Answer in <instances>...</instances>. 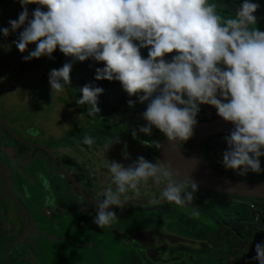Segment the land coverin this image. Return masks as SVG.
I'll return each instance as SVG.
<instances>
[{"label": "clouds", "instance_id": "1", "mask_svg": "<svg viewBox=\"0 0 264 264\" xmlns=\"http://www.w3.org/2000/svg\"><path fill=\"white\" fill-rule=\"evenodd\" d=\"M21 11L0 36L22 29L12 41L18 52L35 47L22 61L51 59L58 49L70 62L47 73L51 92L69 85L72 62L91 59L103 62L94 71V80L118 81L136 102L148 101L141 118L146 122L131 132L145 136L156 128L172 146L187 141L196 124L199 105L215 109L216 115L232 124L224 136L225 150L220 164L225 170L244 176L262 171L264 157V31L255 27L259 5L241 0L234 14L222 17L215 0H18ZM28 4L42 6L32 10ZM135 41V43H134ZM147 48V58L138 49ZM175 52L168 62L162 57ZM103 92L90 83L79 88L76 104L86 105L89 116L97 114V97ZM142 93V95L140 94ZM128 107L133 101H127ZM113 136L108 144L118 143ZM175 142V143H173ZM80 143L91 146L93 138L84 135ZM144 146L153 144L141 140ZM122 158L127 160L126 145ZM101 167L111 177L101 198L94 202L93 223L109 227L129 193L138 194L143 184L164 181L158 198L178 206L193 204L197 185L188 180L173 182L170 172L158 162L138 156L127 166L103 158ZM190 186V187H189ZM193 214L196 215L195 209ZM257 221V220H256ZM255 231H264L256 223ZM252 257L264 264V242L254 246Z\"/></svg>", "mask_w": 264, "mask_h": 264}, {"label": "rangeland", "instance_id": "2", "mask_svg": "<svg viewBox=\"0 0 264 264\" xmlns=\"http://www.w3.org/2000/svg\"><path fill=\"white\" fill-rule=\"evenodd\" d=\"M215 2L218 5H223V7L217 8L218 14L222 17H230L231 14H234L241 0H215ZM252 2L259 5L254 13L256 16L255 27L260 31H264V0H252ZM37 7H41L42 11L46 10L37 4L26 5L29 16L32 10ZM20 11L21 6L18 0H0V28L8 27V20L16 19ZM21 30L22 29H17L16 33L10 32L7 37L0 36V122L5 121L13 135L21 139H26V133L24 131L28 128L32 131L33 138L39 143L36 145L40 149L44 148L53 152L59 145H64L65 139H71L73 135L76 134L77 128L87 125V122L89 123L88 125H90L92 122L95 123L94 126H92L94 131H91V128H89L88 134L93 138V144L91 146L80 144V148H78L79 152H76L73 157V166H75L74 162L76 164L83 161L92 163V160L94 161L93 157L99 158V160H96V163L90 164V167H93V169L95 167L97 172H99V168L102 171L103 167H101V162L103 158L110 162L116 161L123 166L131 164L138 156L143 157L149 162L154 163L156 161L153 151L154 143L159 137H163V134L156 128L153 127L151 129L150 136H145L139 131H136V139H133L130 135H123L125 132H122V130L121 132L123 134L119 132L121 129L119 126L127 128L130 132L137 130L138 127L144 126L146 122L141 118V114L145 110L148 101L137 103L136 94L129 97L121 89L118 81H107L103 79L94 80V71L98 67H103V62H95L91 59L72 64L69 73L70 83L67 85V87L70 88L68 90L69 92L65 91L64 88L61 92H51L47 83V73L52 69L51 66L45 68L46 65L41 62L43 61L41 57L36 60H29L30 65H28V61H22V56H26L28 51L32 50L30 46L32 44L26 46L24 53L18 52L14 44H12V41L16 39V36ZM138 51L141 58H147V48H141L138 49ZM173 55H176V53H166L162 59L168 62ZM66 62V59H64V63ZM84 82L103 89V92L97 97L99 112L92 116L87 114L85 109L86 105L75 103L80 95V93H78L79 87ZM68 93H73L76 96L70 99ZM140 94L142 95V93ZM129 99L133 101L132 107H128L127 105ZM72 103L73 105L71 106ZM198 107L199 111L195 117L196 121L201 122L215 119L216 112L213 107L208 105H199ZM4 133L7 134V130ZM113 136H116L119 142L112 143L108 148V144ZM75 138L76 137H74V139ZM138 138H143L153 145L151 147L144 146L140 143ZM221 138L218 137L217 139ZM211 140L212 139H210V141ZM71 142L68 141V145H70ZM125 145L128 155L127 160L123 159L121 155L122 147ZM16 149L17 152L21 154L18 157V164L15 166H20V164L24 162L23 159L25 157H29V159L32 157L37 161V163H34L40 167L42 166V168L40 170V167L36 165L32 167L35 168L33 171H27L25 168L20 174L15 175L11 173V176H7L6 182L2 179V173L0 172V241L6 245L9 240L6 238L4 239V236H9L13 240V238H17L21 235L16 244L13 246H6L7 249L5 250L4 256L0 255V264H8V261L12 262L17 260L27 264L79 263L83 255H85V252L83 251L79 254L72 253V255L69 256L68 253L74 249L71 248L69 240L65 242V247H60L56 245L60 244L59 242L56 243L37 237L29 227H27L24 232L26 227L24 218L27 215L25 212L28 210L27 200H25V198L29 196L31 200L37 199L32 193L33 190H39L41 192L43 189L47 190V188H50V192H53V190L58 187H68L69 185L65 183L67 178L56 172L55 162L53 163L50 159L51 157L45 155L40 149H29L21 144H16ZM220 149L221 144H218V148H214L210 151L213 162L218 161L220 163L222 154ZM202 152L209 154L206 152L204 146H202ZM83 153H88V155L86 156ZM80 154L83 155L79 156ZM78 157L80 160H76ZM95 164L98 165L96 166ZM261 164H264V157H261ZM69 169L71 173H73V168L71 167ZM225 171L236 175L232 170ZM104 172H107V170L104 169ZM31 173L32 176L42 173L45 179V182L38 183V189L36 186L37 184L32 181L34 177L31 178ZM103 181L104 180H101L100 182ZM148 185H154V187L160 186V188H162L160 181H150ZM18 195L23 197V200L18 197ZM36 195L40 197V193H36ZM197 201H199L198 193H194L193 204H191L192 207L188 204V206H186L189 209L186 210L187 214L182 215L180 218L175 217V211L173 210H182L185 208L184 206L181 207L172 202L164 203L157 209L159 214L158 217L161 221L155 217L157 215L152 213V216H155L153 217L154 219L150 217V220L154 223L150 222L146 224V228H175L178 231L189 234L186 232V229L193 227L195 223H199L201 228L196 226L199 231L196 235L204 239V237L207 238L210 235L208 227H213V225H211L212 221L218 224L226 221L228 215L237 213L235 212L237 209L242 211L241 208H237L238 206L236 204H242V201H235V203L227 202L224 198H220L216 195H208L205 198V202ZM196 206H199L200 212H198ZM193 209L198 213V216H194ZM164 216H167L165 220L163 219ZM156 220L158 221L156 222ZM262 221L264 222V219ZM114 223L115 224L109 230L112 236H118L120 234L118 231H115V229L125 228L132 224L130 222L126 223V219H122L118 223L115 221ZM118 224L120 226H117ZM6 225H8V227L5 228ZM225 226L230 229L231 235L235 237V239H240V235L230 224L226 223ZM11 227H15V230H12L10 234H5V231ZM214 227H216V225H214ZM66 232H70V235H72V233H77L82 236L80 229H75L74 231L69 229ZM252 233V238L257 239L256 235L259 234L260 240H264V231L256 233L253 230ZM192 234L193 233L190 231L189 235ZM71 237L72 236H70V238ZM2 242L0 247L4 245ZM75 251L77 250L73 252ZM116 252H120L121 254L123 252L125 255L126 250L123 247H119ZM117 259L118 256H113L108 263L115 264ZM122 260H120V262L118 261L116 264H128L126 261L123 262Z\"/></svg>", "mask_w": 264, "mask_h": 264}, {"label": "flooded vegetation", "instance_id": "3", "mask_svg": "<svg viewBox=\"0 0 264 264\" xmlns=\"http://www.w3.org/2000/svg\"><path fill=\"white\" fill-rule=\"evenodd\" d=\"M30 46L33 49L35 47V44H32ZM56 51L57 49H54L53 53L51 54V57L56 58L55 64L51 60L52 58L49 60L46 59L45 62H41L53 66L51 67L52 69L61 67L64 61L63 59H60V57L62 56L59 51H57L56 56ZM34 60L36 59L34 58ZM28 65H30V61H28ZM49 67L50 66H46L45 68ZM84 84H86V82L81 84L80 87H82ZM63 88L65 89V91H68L70 89L67 87V85H64ZM68 94L70 96V99L76 96L73 93ZM72 105L73 103L71 104V106ZM85 116L87 117V115ZM217 118L220 117H217V115H215V119ZM196 123H198V121H196ZM88 124L89 123L87 122V125L77 128L76 134H74L71 139H65L64 145L61 144L55 149L56 154L58 152L56 158L62 164L67 165L66 167L68 169L71 167L73 168V173H71V175L77 181L76 187L72 186V184H69V192L64 194L61 190L62 187L54 189L53 192H50V188H47V190H41V193L51 197L50 200H56V197L59 195V200L56 201L59 203L56 206L47 204L41 206L40 209H42V211H48V216H46V214L42 215V217L40 216L41 220H38V218L36 217L34 218L33 215L25 216L24 219L26 227L24 232L26 231L27 227H29L31 230H33L34 234L37 237L45 240H50L52 242L54 241L56 243L59 242L60 244L56 245H59L60 247H65V242L69 240L71 243V248H74L68 253L69 256H71L72 253L79 254L83 251L85 252V255H83V258L79 263L74 262L71 264H109L108 261H110V258L113 256H118L116 263H118V261L120 262V260L123 259L122 261H126L128 264H256V261L252 259V257L255 255L254 246L257 243L264 242V240H260L259 234L256 235L257 239L252 238L251 234H253L252 232L253 230H255L256 223L264 224V222L262 221L264 219L263 199L233 197L197 188V191L195 192L198 193L199 201L197 202H205V198L208 195H216L220 198H224V200L227 202L235 203V201H242V204L236 203L238 206L237 208H241L242 211L237 209V211H235L237 213L228 215L226 221L224 222H220L217 224L215 223V221H212L211 225H213V227H208L210 231V238L204 237V239H201L202 237L199 238L198 235H196V233L199 232L196 226H199V228H201L199 223H195L193 227L186 229V232L190 234L191 231V233H193L192 235L178 231L175 228H146V224L150 222L154 223L150 220V217L153 218L155 215H157L155 217L157 219H160L158 217L159 214L157 212V209L164 203L168 202L158 198L159 192L162 189L160 188V186L154 187V185H148L149 183H147L140 186L138 194L129 193L127 195V201L123 207L119 209H111L116 216V223H118L122 219H126V223H132L130 224L131 226L115 229V231H118L120 233L118 236H112L111 232L109 233V230L115 224V221L109 227L98 228L92 222L95 216L94 202L101 198L103 189L110 185L111 177L107 172H104V168H102L101 171L98 167L99 172H97L95 170V167L94 169L93 167H90V164L96 163V160H99L98 157H93L94 161L92 160V163L83 161L77 164L74 162L75 166H73L72 164L75 153L79 152L78 148H80L81 138L84 135H89V128H91V131H94L92 126H94L95 123L91 122L90 125ZM119 127L121 128L119 132H121V130L122 132H125L124 134L121 132V134L132 136L131 132L127 128L122 126ZM5 128L7 130H10V128L7 127L5 121L0 122V137L4 136L8 138L9 136L4 133ZM74 137L76 138L74 139ZM218 137L223 138H221V140L217 139ZM210 139L212 140L210 141ZM24 140L33 145L39 144L34 138H28ZM68 141H72L70 145H68ZM218 144H221L220 152H223L226 147L224 136L211 137L209 139H206L200 145L199 155L201 160L207 166L219 172L220 174L237 180L264 182V164H261V157L259 159L262 171L259 175L251 172L245 174L244 176L234 175L226 172L218 161L213 162L210 151H212L214 148H218ZM192 145L193 142H189L181 144L179 145V147L183 152L189 153ZM202 146H204L206 152H208L209 154H205L202 152ZM153 151L155 155V150L153 149ZM63 152H68V154L70 155H63ZM60 153L63 157L60 156ZM71 154H73V156ZM83 154H85L86 156L88 155V153ZM83 154H80L79 156H82ZM155 158L156 162L159 163L156 155ZM76 160H80L79 157ZM36 165V163H33L31 161H29L28 163L29 167H34ZM95 165L97 166L98 164ZM37 166L40 167L39 165ZM160 167L163 168L161 164ZM41 168L42 166L40 167V170ZM34 169L35 168L28 170L33 171ZM69 171L71 172L70 169ZM32 173L31 178L34 177L32 178V181L37 184L36 186L38 189V183L45 182V179L42 173H39V175L36 176H32ZM7 176H11V174ZM7 176L5 179L2 178L5 182L7 181ZM168 179L172 180L173 182L177 181V179H175L172 175H170ZM101 180L104 181L100 182ZM160 182L161 186L163 187L164 181L161 180ZM62 195L65 196V200H63ZM186 206H188V204L185 205V208H183L182 210H173L175 211V217L180 218L182 217V215H186V210H189ZM189 206L192 207L191 204ZM196 209L198 210V212H200L199 206H196ZM152 213L155 215L152 216ZM196 215L198 216V213ZM30 217L32 218L30 219ZM165 218H167V216H164L163 219L165 220ZM157 221L158 220H156V222ZM159 221H161V219ZM226 223L230 224V226L234 228V230L240 235V239H235V237L231 235L230 229L225 226ZM8 225H6L5 228L8 227ZM214 225H216V227H214ZM117 226L120 225L118 224ZM69 229L73 231L75 229H80L82 232V236L77 233H72V235H70V232H66ZM12 230H15V227H11L6 230L5 234L12 233ZM255 232L259 233L260 231ZM143 234L146 235L144 236V238L142 237ZM147 235H152L150 242L146 241V239L148 238ZM20 236L21 235H19L17 238H13V240L9 236H4L3 238L8 239L9 242L5 245L2 241H0V244L1 242L2 244H4L0 247V255L4 256L5 250L7 249L6 246H13L14 244H16L17 240L20 239ZM70 236L72 237L70 238ZM186 241H188L189 244L183 243ZM159 242H161V244H158ZM119 247L125 248V255L123 254V252V255L120 252H116ZM74 250L77 251L73 252ZM8 264L27 263L17 260L12 262L8 261Z\"/></svg>", "mask_w": 264, "mask_h": 264}, {"label": "water", "instance_id": "4", "mask_svg": "<svg viewBox=\"0 0 264 264\" xmlns=\"http://www.w3.org/2000/svg\"><path fill=\"white\" fill-rule=\"evenodd\" d=\"M61 56V60L63 59L64 61V59H66L67 62L71 61V57H66L62 53ZM41 57H43L44 62L46 59L49 60V58H46L44 56ZM51 60L55 64L56 58L52 57ZM74 63L76 62H72V64ZM45 65L51 66L47 63H45ZM231 128L232 124L230 122L223 121L221 118L198 122L193 127L192 136L185 142L172 146L167 140V138L164 136L161 139L155 141V155L161 166L163 168L168 169L170 175H172L177 180H188L192 183H195L197 185V188H201L203 190L210 191L213 193L233 197L264 200V182L241 181L227 177L211 169L200 158L199 147L206 139H209L214 136H226L231 130ZM6 130L7 129L5 128V131ZM24 132L26 133V139L33 138V133L30 129L27 128ZM7 135L9 136L8 138L4 136L0 137V172L2 173V178L4 179L7 175L11 173L17 175L20 174L25 168L27 171H29L28 169H32V167L28 166L29 161L37 163V161L32 157L30 158L32 160H30L29 157H25L23 159L24 162L21 163L20 166H15L16 164H18V157L21 154L17 152L16 144H21L22 146L27 147L29 149L39 148L37 145L30 144L24 139L13 135L10 130H7ZM189 142H193V145L190 149V152L185 153L180 149L179 145ZM40 150L44 152L45 155L51 157L50 159L53 161V163L55 162V166H58L57 168L55 167L56 172L61 175H64L67 178L65 183H67V185L72 184V186L76 187L77 181L71 175V172L66 167L67 165L62 164L56 158V155H58L55 153L56 150H54L53 152L44 148ZM67 189V186L62 187V193H68ZM32 193L37 199L31 200L29 196L25 198V200H27V202H25L28 204V210L26 209L27 212H25L27 214L26 216L33 215L34 218L36 217L38 218V220H41L42 215L46 214V216H48V211H42V209H40L41 206L46 204L56 206L59 203L56 202L57 200H59V195L56 197V200H50V196L41 193L39 190L35 192L33 191ZM36 193H40V197H38ZM18 197L20 196L18 195ZM20 198L23 200V197ZM62 198L63 200H65L64 195H62ZM31 218L32 217H30V219ZM144 236L146 235L143 234L142 237L144 238ZM147 236L148 238L146 239V241L150 242L152 235ZM183 243L189 244L188 241ZM158 244H161V242H159Z\"/></svg>", "mask_w": 264, "mask_h": 264}, {"label": "crops", "instance_id": "5", "mask_svg": "<svg viewBox=\"0 0 264 264\" xmlns=\"http://www.w3.org/2000/svg\"><path fill=\"white\" fill-rule=\"evenodd\" d=\"M62 154H63V155H66V156L70 155V154H68V152H66V153L63 152ZM62 154L60 153V156H61V157H63ZM71 155L73 156V154H71ZM16 192H17V191H16Z\"/></svg>", "mask_w": 264, "mask_h": 264}, {"label": "trees", "instance_id": "6", "mask_svg": "<svg viewBox=\"0 0 264 264\" xmlns=\"http://www.w3.org/2000/svg\"><path fill=\"white\" fill-rule=\"evenodd\" d=\"M161 138H162V137H159L158 140L161 139ZM138 140H144V139H143V138H138Z\"/></svg>", "mask_w": 264, "mask_h": 264}]
</instances>
